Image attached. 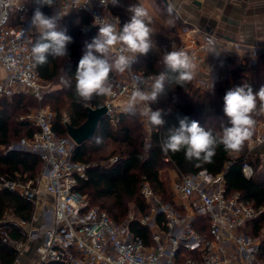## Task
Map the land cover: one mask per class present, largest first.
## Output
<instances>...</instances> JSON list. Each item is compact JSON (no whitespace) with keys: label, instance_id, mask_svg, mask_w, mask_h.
<instances>
[{"label":"built area","instance_id":"1","mask_svg":"<svg viewBox=\"0 0 264 264\" xmlns=\"http://www.w3.org/2000/svg\"><path fill=\"white\" fill-rule=\"evenodd\" d=\"M37 5L36 0H0V100L23 93L42 101L52 86L51 81L41 77L31 55L36 32L31 20ZM73 10L91 16V23L77 21L83 34L98 28L94 23L96 18L97 24L115 23L118 18L122 27L121 16L115 13L113 4H101L100 0H61L54 14L58 12L62 18ZM180 33L187 34L189 43L182 40L173 50L184 49L192 58L194 84L211 91L219 82L227 79L233 82L231 71L220 74L213 70L205 76L201 74L205 52L218 44L216 34L187 21H183ZM223 40L225 50L238 58V64H247L252 70L257 67L262 46ZM119 47L114 46L111 53L116 55ZM139 57L130 69L117 72L111 85L112 94L105 96L102 104L107 107L105 116L113 125L120 122L122 114H128L124 109L135 91L136 81L151 84L150 78L156 76L136 69ZM146 107L145 103L138 104L135 116L144 126L148 151L155 128L145 124L142 113ZM151 107L164 110L157 101ZM63 114V122H70L68 113ZM55 115L48 105L20 116L39 129L33 136H24L5 147L6 151L33 152L42 160L41 172L35 178L0 177V189L16 191L35 204L32 221L16 219L8 213L0 218L3 241L13 245L20 256L30 243L37 242L36 264L50 260L63 264H264L262 237L246 229L264 207H255L239 192L229 193L225 171L213 173L204 168L185 173L174 166L176 174L171 191L175 200L167 202L161 200L150 180L144 177L141 193L150 204L148 213L130 211L124 222H117L105 209L91 205L88 196L79 189L80 180L88 178L87 168L94 164L74 159L78 144L68 133L65 136L57 133ZM253 131L248 150L262 164L264 120H258ZM242 170L247 178L255 174V167L248 160L244 161ZM132 221L150 230L149 241L132 230ZM11 222L22 228L25 239L10 237Z\"/></svg>","mask_w":264,"mask_h":264},{"label":"trees","instance_id":"2","mask_svg":"<svg viewBox=\"0 0 264 264\" xmlns=\"http://www.w3.org/2000/svg\"><path fill=\"white\" fill-rule=\"evenodd\" d=\"M153 1L160 9L159 17L166 20L168 31H175L183 26V21L166 0ZM60 3L61 0H55L54 7L44 6L41 11L52 16L55 6ZM37 7L40 6L34 8L33 14ZM117 8L114 7V11L121 16L123 26L130 19V15L125 10V6L119 8L120 10ZM78 20L81 23L92 22L88 13L76 10L64 15L58 21V27L66 30V34L73 38L68 46L69 55L66 58L49 57L47 63L37 65L43 79L56 83L55 87L46 91L43 100L40 101L34 95L23 93L0 100V177L20 175L23 179H29L35 178L41 172L42 160L38 154L22 150H5V147L12 142L24 136L31 137L39 129L28 120L18 119L21 114L28 113L32 107H45L49 104L56 112L54 128L60 136H65L67 134L66 124L63 122L65 107L68 109L70 123L80 126L87 119L88 106H101L105 101V96L93 95L91 99L84 100L75 93V70L78 61L85 51V45L98 33V28H93L88 34H83L79 29ZM149 27L152 29V49L147 55L139 57L136 69L158 75L165 71L162 57L166 50H173L172 40L164 32V23L155 17H151ZM39 36L40 32L36 31L35 42ZM233 60L230 56L228 64ZM255 70L253 72L247 64H238L231 69L232 85H229L228 81L219 82L211 91L200 88L193 80L183 86L167 85L166 92L157 99V104L167 113L164 116L165 124L159 130L155 128L153 131L151 147L148 151L145 149L146 141L142 124L137 116L122 114L117 125H113L107 116H104L93 138L78 144L74 152V159L86 164L97 160L96 164L87 168L88 178H82L79 184V189L88 196L90 204L105 209L117 222H124L128 218L131 203H134L142 214L148 213L150 204L141 193L142 179L144 177L149 179L156 192V189L167 190L166 182L161 177V169L169 164L185 173L204 168L213 173L225 171L229 193L239 192L255 207H264V178L257 175L259 162L254 161V154L248 150L249 140L236 151H226L222 145L219 146L210 163L188 161L183 150L175 154L171 152L165 154L161 150V143L168 135V130L178 127L179 120L184 117L198 121L201 127L212 130L214 134L219 133L221 124L227 123V117L223 113V97L226 92L243 84H249L254 92L264 86V53L261 54ZM116 74V71L109 74L111 85L115 82ZM254 119L256 122L264 120V114H254ZM97 138L100 139L99 143ZM110 141L119 145V157L114 163L102 164L100 160L109 156L104 158L100 154ZM245 160L255 167L252 178H247L242 170ZM34 212L35 204L31 200L8 188L0 189V218L8 213L13 218L29 222L32 221ZM263 226L264 211L259 217L249 221L247 228L250 234L262 237L264 254ZM131 228L145 241H149L150 230L146 226L138 221H132ZM9 235L14 240L25 239L22 228L15 222L10 223ZM18 258L20 252L13 245L4 242L0 235V264H15ZM42 264L63 263L59 260H50Z\"/></svg>","mask_w":264,"mask_h":264},{"label":"clouds","instance_id":"3","mask_svg":"<svg viewBox=\"0 0 264 264\" xmlns=\"http://www.w3.org/2000/svg\"><path fill=\"white\" fill-rule=\"evenodd\" d=\"M36 2L40 7L35 9L31 20L32 28L40 32L39 39L31 49L35 65H44L49 57L66 58L73 38L66 34V30L58 27V12L48 16L41 11L44 6L54 7L55 0ZM100 2L119 4V0ZM128 11L131 13L130 19L122 27H119L118 18L115 23L105 21L99 24L96 23L98 18L95 19L98 33L85 45V51L75 70V93L79 98L89 100L93 95H111L110 72H125L136 63L138 55H147L151 51L152 29L149 27L151 16L148 10L132 5ZM116 45L120 46L117 54L110 56ZM162 60L165 71L151 77V84L137 80L135 91L124 109L126 113L135 115L137 105L145 103L147 107L142 116L146 126L152 128H160L165 124L164 116L167 113L160 108L153 110L151 105L166 92V86H183L193 79L192 58L184 49L166 50ZM223 101L227 123L221 124L219 133L214 134L212 130L201 127L198 121L184 117L179 120L178 127L168 130V135L161 143L162 152L175 154L183 150L188 161L210 163L221 145L226 151L239 150L253 135L256 124L254 114H264V86L256 92L249 84L233 87L226 92ZM99 142L100 139L97 138V143Z\"/></svg>","mask_w":264,"mask_h":264},{"label":"crops","instance_id":"4","mask_svg":"<svg viewBox=\"0 0 264 264\" xmlns=\"http://www.w3.org/2000/svg\"><path fill=\"white\" fill-rule=\"evenodd\" d=\"M166 2L182 21L199 25L219 38L218 44L204 54L202 76L213 70L225 74L238 64V58L225 50L223 39L260 45L263 47L262 54L264 53V0H166ZM168 34L172 40V49L177 48L182 40L189 43L187 34H181L180 28L169 31ZM230 56L234 60L228 64ZM36 244L37 242L30 243V248L28 247L29 249L15 264H36Z\"/></svg>","mask_w":264,"mask_h":264},{"label":"rangeland","instance_id":"5","mask_svg":"<svg viewBox=\"0 0 264 264\" xmlns=\"http://www.w3.org/2000/svg\"><path fill=\"white\" fill-rule=\"evenodd\" d=\"M132 5H139V6L144 7L145 9H147L148 12H149V15L151 17H155L158 21L164 23V32H165L166 35H169L168 34L169 31L167 30L168 29V24H167V22H165L166 21L165 19H161L159 17L160 16L159 15L160 14V9H159V7L157 5H155V3H154L153 0H119V4L118 5H114V7L115 8H117V7L121 8L122 6H125V10L128 11V8L130 6H132ZM119 8H117V9L120 10ZM128 13L131 16V13L129 11H128ZM36 31H39V30L36 29ZM255 69H253V72L256 71ZM226 81H228L229 85H232V83H233L229 79L225 80V82ZM55 86H56V83L53 82L51 88H53ZM46 105H49V104H46ZM37 108H38V106L32 107L28 113H23L20 116H22V115L27 116L28 114H30L33 110H35ZM67 110L68 109L66 107H65V109H63V111H65L66 113H68ZM18 119L23 120V119H21V117H19ZM141 124H142V122H141ZM143 130H144V126L142 124V131ZM118 148H119V145L117 143H114V142H111V141L108 142L107 145H106V148L102 151V153L100 155L103 156L104 158L107 157V156H109V157L108 158H105V159H101L100 162L102 164H111V163H114L117 160V157H119V149ZM254 161L259 162L258 159H254ZM96 162H97V160L91 161L92 164H96ZM172 168H173V166L168 164V165L164 166L161 169V177L166 182L167 190L163 191V190L156 189L157 190L156 193L161 197V200H163L165 202L171 201L173 199L175 200V195L171 191V184L173 182V179H174V176H175L176 173L174 172V170ZM257 175L260 176L261 178H264V163L260 164V162H259ZM130 207H131V213H136L137 212V209H136L134 203H131ZM9 218H12V217L9 216ZM246 229L248 231V228H246ZM262 233H264V232H262Z\"/></svg>","mask_w":264,"mask_h":264},{"label":"water","instance_id":"6","mask_svg":"<svg viewBox=\"0 0 264 264\" xmlns=\"http://www.w3.org/2000/svg\"><path fill=\"white\" fill-rule=\"evenodd\" d=\"M106 113L107 107L104 105L96 107L88 106L86 121L80 126H74L70 122L66 123L67 133L77 144H81L83 141L93 138L100 121Z\"/></svg>","mask_w":264,"mask_h":264}]
</instances>
